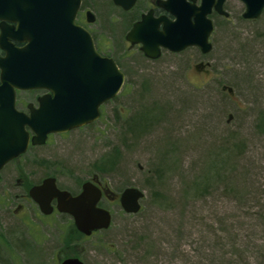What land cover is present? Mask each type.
Returning a JSON list of instances; mask_svg holds the SVG:
<instances>
[{
	"label": "rangeland",
	"instance_id": "obj_1",
	"mask_svg": "<svg viewBox=\"0 0 264 264\" xmlns=\"http://www.w3.org/2000/svg\"><path fill=\"white\" fill-rule=\"evenodd\" d=\"M227 8L207 54H115L125 83L101 117L2 170L0 264H58L67 251L70 218L22 198L18 170L29 186L51 175L74 193L93 179L107 190L110 227L76 245L86 264H264V10L246 20L242 1ZM82 9L95 15L92 31L124 49L111 0ZM127 187L144 192L136 214L120 205Z\"/></svg>",
	"mask_w": 264,
	"mask_h": 264
},
{
	"label": "water",
	"instance_id": "obj_2",
	"mask_svg": "<svg viewBox=\"0 0 264 264\" xmlns=\"http://www.w3.org/2000/svg\"><path fill=\"white\" fill-rule=\"evenodd\" d=\"M116 5L128 9L136 0H113ZM193 2L195 0H192ZM246 10L243 18L255 20L264 10V0H241ZM224 0H218L216 11L222 10ZM82 0H0V42L7 51L0 58V171L11 160L27 151L30 143L29 127L35 136L33 145H42L51 133H64L88 125L100 118V106L115 98L121 91L125 75L116 62L101 56L94 48L90 33L76 23ZM178 3V7H171ZM215 0H202L200 7L186 0H168L166 6L177 20L165 31L153 35L135 30L128 36L133 42H143L147 52L154 46L153 58L160 56L157 46L173 52H181L197 46L202 53L211 51L209 37L214 25L211 14ZM194 18V21L192 20ZM87 20L95 21L91 11ZM8 22L17 24L9 27ZM141 35L135 40L133 35ZM14 39L26 43L16 48ZM48 89L53 93L40 100V107L31 109L30 115L15 108L16 89ZM30 196L38 203L42 213L53 212L52 201L58 200L57 209L74 219L76 228L84 235L108 229L112 216L109 210L100 207L102 189L91 181L82 186V191L72 196L60 190L56 179L47 178L41 185L30 190ZM144 192L135 187L125 188L120 195V204L129 214L141 209ZM61 264H84L77 258H69Z\"/></svg>",
	"mask_w": 264,
	"mask_h": 264
},
{
	"label": "flooded vegetation",
	"instance_id": "obj_3",
	"mask_svg": "<svg viewBox=\"0 0 264 264\" xmlns=\"http://www.w3.org/2000/svg\"><path fill=\"white\" fill-rule=\"evenodd\" d=\"M111 2L114 5V8H116V10H115L116 12H114L111 15L112 24L114 25L115 29L118 25L121 28L120 32H121L122 41H123V47H124L123 50H120L116 47L117 43L115 42V40H113V41L108 40L106 37H103L102 34L97 35L94 31H92L90 29L91 24H94V22L96 21V18H95V21L93 23L88 22L87 12L92 11V10L82 9L83 5H84V0H82L81 8L79 11V23L82 27H84L90 33L92 40H93V43H94V48L100 55H102L104 57H110L114 61H116V63L118 64L115 54H120V56L125 55V57L128 58L133 53V51H138L139 53H141V55L145 59L150 60V61H156V60H159L165 53H171V54L177 53V52H173L170 49L165 48L163 46H157V48H159V50H160V56L158 58H153V57H150L149 55H147V52H149L150 54H153L154 53V50H153L154 46H150L148 51L146 52L143 49V47L145 46L143 42H133V41L128 39V36L130 34H132V32L135 30V26H139V25H141V27L138 28L139 31H143V32L147 31L153 35H157L163 31H165L166 28L172 29L171 26L176 22L177 17L166 6V3L168 2V0H136L134 5L128 9L123 8V6L116 5L113 0H111ZM186 2L194 5L195 7H200L202 5V0H195L194 2L192 0H186ZM217 2H218V0H215V3L212 5L211 14L208 15V18L213 21L214 29L216 27L215 18L222 17V18L228 20L230 18V15H231V11H229L227 8L228 0H224V2L222 4V10L227 13V16L222 15L216 11L215 7H216ZM178 6H179L178 3H174L171 5V7H173V8L178 7ZM116 13L117 14L120 13V15H116ZM243 14H244V12H243ZM243 14H242V16H243ZM192 20L194 21V18H192ZM7 25L9 27H11V26L15 27L17 24L12 23V22H8ZM0 35H1V29H0ZM133 38L135 40L142 38V34L141 35L134 34ZM10 42L16 48H23L24 46L27 45L26 43L18 42L14 39H10ZM5 47H8V46H3L0 42V58L6 57V55H7V51H6ZM0 73H1V70H0ZM0 84H1V79H0ZM49 95L52 97L54 96L51 91L46 90V89H40V88L30 89V90H25V91L17 90L16 91V97H15V107L19 112H23V113L29 115L31 109L39 108L40 107V100L46 96H49ZM26 130L29 132L30 138L32 139L35 136V133L28 127L26 128ZM51 137H52V134L48 135L47 142L44 145H46L49 142ZM44 145H33L32 142H30L27 152L29 150H31L32 148H37V147H41ZM24 155H22L21 157H23ZM21 157H18L17 159H14V160L10 161L9 163L16 162ZM9 163H7L4 166V168ZM50 177H53L56 179V186L60 190H66V189L61 188L58 185L57 178L54 176H51V175L46 176L40 182L35 183V184L32 183L31 186H29L30 184L28 183V181L25 179V177L22 176L21 171L18 170L16 183L18 185V188H20V191L22 192V194H19V195L22 198H30V190L34 186L41 185L45 179L50 178ZM26 182H27V184H26ZM102 189H103L104 195L107 196V190L104 187H102ZM67 191H69V190H67ZM79 192L74 193V192L70 191L72 196L78 195ZM0 202H1V197H0ZM35 204L39 208V205L37 203H35ZM57 205H58V200L54 199L52 201V206L54 208V211H53V213H51V215H48V216L46 215V217L53 216V215H62V216L64 215L63 213H60L57 210ZM70 227L73 228L72 230L75 229L74 230L75 232L73 231V233L75 235H77L79 233L75 228L74 220L72 217H70V220L65 225V231L67 230V228H70ZM95 234L96 233H93V235H95ZM80 235H81V238H84V236L82 234H80ZM80 240L81 239L76 240L75 243L78 244V242H80ZM63 244H64V241H62V245ZM73 244H74V242H73ZM74 248H76V247H74ZM68 249H71V248L69 247ZM68 253H67V251H58L57 252L58 264H61L65 259H68V258H79V259H81L80 258V252L77 250H68Z\"/></svg>",
	"mask_w": 264,
	"mask_h": 264
},
{
	"label": "trees",
	"instance_id": "obj_4",
	"mask_svg": "<svg viewBox=\"0 0 264 264\" xmlns=\"http://www.w3.org/2000/svg\"><path fill=\"white\" fill-rule=\"evenodd\" d=\"M114 157V156H113ZM113 157H110L109 158V160H108V163H105V164H110V163H112V161L114 160V158ZM73 228L72 227H70V228H67V230L65 231V236H64V240H65V246H66V249H68L69 247H76V244L77 243H75L76 242V240H78V239H81V235L78 233L77 235H75L74 233H73V231L75 230H72ZM75 232V231H74ZM69 236V238H67ZM67 238V239H66ZM72 240V241H71ZM73 242H74V244H73ZM72 249V248H71Z\"/></svg>",
	"mask_w": 264,
	"mask_h": 264
}]
</instances>
